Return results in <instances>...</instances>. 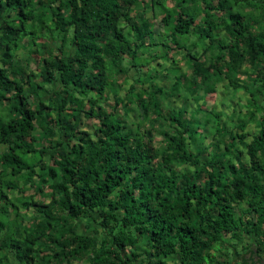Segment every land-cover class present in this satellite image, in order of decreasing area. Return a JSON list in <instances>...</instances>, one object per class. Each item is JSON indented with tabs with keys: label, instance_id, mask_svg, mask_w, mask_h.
I'll use <instances>...</instances> for the list:
<instances>
[{
	"label": "trees",
	"instance_id": "1",
	"mask_svg": "<svg viewBox=\"0 0 264 264\" xmlns=\"http://www.w3.org/2000/svg\"><path fill=\"white\" fill-rule=\"evenodd\" d=\"M0 264H264V0H0Z\"/></svg>",
	"mask_w": 264,
	"mask_h": 264
},
{
	"label": "rangeland",
	"instance_id": "2",
	"mask_svg": "<svg viewBox=\"0 0 264 264\" xmlns=\"http://www.w3.org/2000/svg\"><path fill=\"white\" fill-rule=\"evenodd\" d=\"M183 63L180 64V66L182 65ZM250 244L252 245V243L250 242Z\"/></svg>",
	"mask_w": 264,
	"mask_h": 264
}]
</instances>
